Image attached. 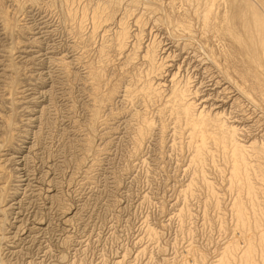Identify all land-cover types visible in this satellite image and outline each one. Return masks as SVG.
<instances>
[{
  "label": "rangeland",
  "instance_id": "1",
  "mask_svg": "<svg viewBox=\"0 0 264 264\" xmlns=\"http://www.w3.org/2000/svg\"><path fill=\"white\" fill-rule=\"evenodd\" d=\"M257 11L264 0H0V264H264ZM175 83L239 130L245 184L233 141L209 125L203 142L174 111Z\"/></svg>",
  "mask_w": 264,
  "mask_h": 264
},
{
  "label": "bare ground",
  "instance_id": "2",
  "mask_svg": "<svg viewBox=\"0 0 264 264\" xmlns=\"http://www.w3.org/2000/svg\"><path fill=\"white\" fill-rule=\"evenodd\" d=\"M259 11H257L256 15L258 16L259 20H260V24H263V21L264 19H261V14L258 13ZM245 20V19H244ZM259 23V22H257ZM259 24V25H260ZM258 25H256L257 27ZM261 27V26H260ZM261 29V28H259ZM262 29L264 31V24L262 25ZM261 29V31H262ZM156 36V35H155ZM121 37L125 40L127 38V32L126 30H124L122 33H121ZM163 41V40H162ZM180 42V41H179ZM178 42V43H179ZM263 42V41H262ZM159 44V43H158ZM141 46V45H140ZM191 46V44H190ZM184 48V47H183ZM185 49V48H184ZM192 49V48H191ZM147 51V50H146ZM150 51V50H149ZM147 53V55L150 56V60L152 59L153 60V53L150 55V53ZM152 51V50H151ZM203 51V50H202ZM182 52V51H181ZM155 55V54H154ZM155 57V56H154ZM144 59V58H143ZM147 59V58H146ZM151 60V61H152ZM165 60V59H164ZM183 61V60H182ZM164 62V61H163ZM149 63V62H148ZM164 65V64H163ZM161 67V66H160ZM155 69V68H154ZM148 71V70H147ZM179 72V70H178ZM148 73V72H147ZM150 74V73H149ZM157 74V73H156ZM185 75V74H184ZM211 76V75H210ZM174 77V75H173ZM179 77V76H178ZM188 78V77H187ZM186 78V79H187ZM189 80V79H188ZM191 80V79H190ZM144 81V80H143ZM180 82V81H179ZM177 83V82H176ZM176 83L173 87V90L171 91L172 92V95H173V104H172V107L176 110L174 111H177L179 117L180 116H184V118L187 120L188 124L191 126V130H192V135L193 136H202L203 138V142L204 140L207 138V131H206V127H208L209 125H213L215 126L217 129L220 130V132H222L221 134V137H219V142L223 143L226 145V143L230 140V141H233V146H232V156L234 158V165H233V175L235 177H237L238 179H241L243 180V183L245 184V178L243 177L244 176V172L247 168V160H246V146L245 145H241L239 144L237 141L235 142L234 138H235V133L236 131L238 130L237 128L233 127V126H228L224 120L221 119L222 116H220V113H216L215 115V118L214 117H211V115H207L204 113V111L201 109V112H195L196 110V104L192 101H188L187 98V94L189 93L185 87H176ZM187 84V83H186ZM186 86V85H184ZM191 86V85H190ZM200 86V85H199ZM146 88V87H145ZM147 89V88H146ZM188 92V93H187ZM192 93V92H191ZM171 95V96H172ZM197 95V94H196ZM169 98V97H168ZM144 99V98H143ZM254 100V99H253ZM198 107V106H197ZM197 111V110H196ZM209 113V112H208ZM230 113V112H229ZM218 114V116H217ZM223 115V114H222ZM145 117V116H144ZM227 117V116H226ZM224 118V117H223ZM144 119V118H143ZM161 122V121H160ZM146 124V123H145ZM239 131V130H238ZM192 139V138H191ZM228 141H227V140ZM227 141V142H226ZM256 143V142H255ZM203 144V143H202ZM231 144V143H230ZM251 144V143H250ZM204 145V144H203ZM224 145V146H225ZM256 146V144H254V147ZM201 146L198 145V148L199 149ZM256 150V149H255ZM258 150V149H257ZM256 150V151H257ZM258 151H261V150H258ZM198 155L197 156H200L201 155V151L198 150ZM258 154V152H257ZM259 154L262 155V153L259 152ZM258 154V155H259ZM200 158V157H199ZM233 161V160H232ZM243 184V185H244ZM248 190V191H252L253 194H254V190L252 188V186H247V185H244ZM256 217V216H255ZM256 221H257V218H256ZM259 221V219H258ZM257 221V222H258ZM263 233V232H262ZM262 236V234H261ZM262 239V238H261ZM261 241V240H260ZM254 247V246H253ZM255 249V247L253 248ZM254 252V250H253ZM254 254H252V257H253ZM254 258V257H253ZM255 263V260L252 259ZM253 264V263H252Z\"/></svg>",
  "mask_w": 264,
  "mask_h": 264
}]
</instances>
